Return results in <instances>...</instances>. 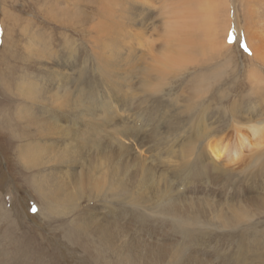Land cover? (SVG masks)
I'll list each match as a JSON object with an SVG mask.
<instances>
[{
	"label": "rangeland",
	"instance_id": "obj_1",
	"mask_svg": "<svg viewBox=\"0 0 264 264\" xmlns=\"http://www.w3.org/2000/svg\"><path fill=\"white\" fill-rule=\"evenodd\" d=\"M96 1L0 0V264H118L122 248L129 245L137 252L143 247L134 242L154 248L163 244L169 258L180 246L183 258L177 264H189L188 253L212 264H254L264 256V170L253 162L256 152L249 141L260 138L250 126L258 125L255 120L264 112V79L260 90L250 80L259 67L244 56L250 50L243 30L227 35L226 42L234 46L230 58L223 51L207 54L196 65L171 73L159 93L147 100L144 95L146 109L157 114L151 125L131 116L137 92L133 61L136 54L148 59L157 53L160 29L169 16L165 9L180 0H148L146 27L133 26L132 0ZM138 31L142 37L135 35ZM260 73L264 77V67ZM201 77L207 80L199 82ZM194 86L204 92L203 105H210L198 117L182 112ZM54 95L65 101L64 107L52 106ZM81 100L83 105L76 106ZM238 103L246 108L231 111ZM121 115L126 124L124 133L117 134ZM174 125L168 135L167 126ZM129 126L142 135L134 137ZM237 127L245 130V143L239 144ZM186 141L195 150L183 167L180 146ZM235 150L242 157L227 161ZM32 182L49 191L55 184L58 189L69 186L72 196L77 183L84 190L77 209L61 210L51 219L45 210L38 212L43 202ZM171 198L185 217L200 224L215 221L209 224L212 229L197 227L201 232L189 235L171 226L160 230L155 214ZM238 211L245 214L240 227L222 229L221 222L234 221ZM136 215L148 220L140 222ZM78 221L88 224V237L70 235ZM96 229L111 230V241L102 242Z\"/></svg>",
	"mask_w": 264,
	"mask_h": 264
},
{
	"label": "bare ground",
	"instance_id": "obj_2",
	"mask_svg": "<svg viewBox=\"0 0 264 264\" xmlns=\"http://www.w3.org/2000/svg\"><path fill=\"white\" fill-rule=\"evenodd\" d=\"M129 1L130 0H127L126 2ZM126 2L123 4L130 3L131 6L130 15L133 16L132 17L134 20L133 26H138L139 24L145 27L149 26L148 21H150V16L149 14L146 13V11H148L150 8L149 5L150 1L132 0V2L129 3ZM109 3L111 4L112 0ZM177 4L174 7L172 6L165 9V13H169V16L165 17L163 26L160 29L161 35L159 36L161 38V43L160 46L157 48V53H155L154 55L151 54L152 56L150 58L148 57V59L145 58V56H143L145 59H143L142 57L140 58V56L136 54V58L133 61L134 62L133 83L135 85L134 88L137 90V92L135 93V95H133L134 99L130 103L132 109H135L134 112L131 114V116L132 118L136 117L134 120L137 121L138 120L143 122L150 121L151 125H152V121L155 119L154 115L157 114L152 112L151 110L146 109L148 108L147 107L148 102L146 101L147 98H149L150 96L152 97L156 93H159L161 91L162 86L168 83V76L171 73L182 71L194 64L196 65V63H198L201 58L207 57V54L211 53V55H213L212 54L213 52L216 53L223 51L224 54H227V56L229 57L231 55V51H233L232 49L234 48V46L228 44L226 42V38L228 33L232 29L235 30L236 32L235 31L234 32L237 34L238 32H240L238 28H241L243 30L244 36L246 37V46L248 47V51L250 50L249 55H244V54L243 55L246 56V58L248 59L255 60V63L258 64L259 69L256 67L254 68L255 70L251 72L250 80L255 81V85H257L258 87L260 86V83L264 79L263 75H260L261 74L260 67H264V0H180V2ZM123 9L124 8H122V10ZM118 11L120 10L118 9ZM175 12L176 15L173 16ZM124 13L125 10L119 12V14L121 15H123ZM220 14L222 17V23L220 26H217V22L215 19L217 18V16H219L220 18ZM107 19L109 18L107 17ZM72 22H74V20ZM98 33H100V31H98ZM109 33L110 32H106V33L104 32L103 33L105 34L104 37H108L109 35L111 36V34ZM88 34L90 35L91 33ZM106 34L108 36H106ZM152 34L153 33L151 34L149 33L145 37L144 40L147 44H148V39L152 37ZM135 35L137 37L143 36L141 31H138ZM106 39L107 38H102V41H107ZM148 48H150V46H148ZM140 59L143 65L140 64V66H138L137 64H139ZM251 60L248 61L253 62ZM250 65L252 64L250 63ZM99 66H100V61L98 60L97 67L99 68ZM102 68H107V65H103ZM108 78L109 76L107 74L103 75V79L108 80ZM52 79L55 80V77H53ZM205 79L206 77H201L199 82H203L205 81ZM255 85H253V87ZM196 86L201 89L203 88V86H199L197 84ZM196 86L193 87L192 93L189 91L191 95L190 97L185 99V102L187 103L183 105V110H182L183 114L185 113L192 114V117H198L199 115H202L205 112V109H208L210 107V105H205V106L203 105L204 103H202L201 100L204 95V92L202 90H198ZM190 89H192V87H190ZM205 89H208V85L205 87ZM257 89L260 90V87H258ZM65 93L66 92L64 91L62 94H60V97H64ZM144 95H146L145 96L146 100L143 98ZM248 97L250 98V96ZM255 99H258V97H255ZM57 100H59V97H56V95H54L53 99H51L52 106L54 105L60 108L65 106V101L58 102ZM262 100L264 101L263 98ZM143 103L145 106L141 105ZM82 105H83L82 100L76 104V106H82ZM237 105L240 107L238 108V106L234 104L231 111L237 113L238 109H240L241 107H243L241 109L244 110L247 104L238 103ZM263 114L264 112L260 116V119L255 120L256 123H259L258 125L250 126L251 133L253 134V136H260V138L258 139L257 142L251 143L249 141V144L253 147L252 151L256 152V155L253 156V162L254 163L260 162V171L264 170V121H262L264 119V117H262ZM121 116L122 119L117 124L118 127L115 128L117 130L116 131L117 134H120V132L124 133V126L126 124L124 119L125 118L127 119V117L124 115ZM187 116L190 118L191 115H187ZM43 123L44 126L49 131L52 130V127L49 122L44 120ZM249 124L250 123H248L247 127H249ZM34 125L36 126V128H40L42 122H39V124H34ZM175 127H178V125H174L172 127L167 126L168 130L166 129L167 130L166 133L168 135L174 133L172 128ZM129 129L134 137H138L139 135H142L139 134L140 132L133 131L131 126H129ZM242 131L245 130L241 129L240 127H237L236 133L237 134L239 133V135H241V137L239 138V144L245 143V141L247 140V138L244 136L245 132L243 133ZM114 138H115V143H119V138L115 133H114ZM194 150H195V145L192 144V142L190 141H186L182 146H180V156L183 155V167L189 161L190 156L194 153ZM136 151L137 153L139 152V154L142 153L140 150H136ZM214 152L217 154L216 157H219L221 154L218 151H214ZM227 155H229L227 159V161L229 162L240 159L242 157V153L237 150H235L233 153L228 152ZM26 158L27 157L23 158L25 162H26ZM32 184L38 197H40L41 201L43 202L42 206H39L40 209L38 212L42 213L45 210V212L51 219H54L55 215L59 214L58 212H60L61 210H63L61 212L66 213L71 209L72 210H74L75 208L77 209V204L81 199L80 197L82 191L84 190V185L82 183H77V185L75 184L77 195L72 196V194L69 192V186L65 188L59 186L58 189V184H55L56 189L49 191L48 190L49 188L46 190H40L38 186L35 184V182H32ZM159 206L161 207L159 209L158 214H155L156 220H153V222L156 226L159 227L160 230H163L168 226H171L175 229L176 233H180L182 235H189V234L201 232V230H199L197 227L206 226V228L212 229V227H210L209 224L215 222V221L212 222L211 218H209L206 221H201L202 223L200 224V220L196 218L189 219L185 217L182 211H180L177 201L174 198L169 199L168 202L162 203ZM137 208L141 213H143L139 205L137 206ZM151 217L152 215L149 216V218ZM244 217H245L244 212L238 211L234 216V221L225 218L220 225L222 226V229H227L229 231H236L234 229H238L240 227L238 222ZM135 218L140 222H143L144 220H148L145 219L148 217L141 215H136ZM82 219L83 217H81V220ZM81 222L82 221H78L75 226L72 225L71 227L72 231L69 232L72 233L70 234L72 235V237H74L75 233L86 237L90 235L88 224L85 225L87 227H84L85 222L84 221H83L84 223ZM117 231H118V227H117ZM96 232L99 233L97 234V236L102 242H105L107 240L109 242L111 241V230L96 229ZM69 233L67 234L69 235ZM121 235L122 234L119 233L118 239L120 238V240L123 241L125 238H122ZM88 240L92 241L91 238H89ZM130 240L132 241L133 238H131ZM134 243L143 247H141L137 252H134L133 248L129 245H128L129 249L122 248L124 253L122 252L118 256L119 258L118 264H177L179 262V258H183L181 254L183 249L180 246L179 247L177 246L176 256H171L169 258V254L165 252L163 249V244H152V246L156 247L154 248V247H148L145 244H140L136 242ZM121 244L123 245L124 243ZM87 245L91 247V243L88 242ZM143 249H144V254L141 255L140 252ZM183 255L186 254L183 253ZM186 257L189 264H212L210 260H207L205 258H200L196 255H193V253H188ZM253 263L264 264V256H261L259 259H257L256 262Z\"/></svg>",
	"mask_w": 264,
	"mask_h": 264
}]
</instances>
